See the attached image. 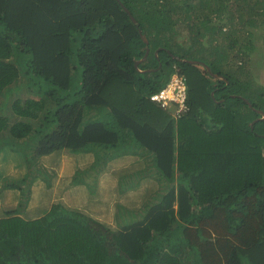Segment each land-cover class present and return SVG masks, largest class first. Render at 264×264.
Returning <instances> with one entry per match:
<instances>
[{
    "label": "trees",
    "instance_id": "trees-1",
    "mask_svg": "<svg viewBox=\"0 0 264 264\" xmlns=\"http://www.w3.org/2000/svg\"><path fill=\"white\" fill-rule=\"evenodd\" d=\"M261 24L264 0H0V153L29 169L3 188L19 205L0 219V264H264V88L225 72ZM200 56L223 81L180 61ZM175 65L179 119L151 101ZM63 153L90 158L73 182L97 196L110 164L138 158L117 174L114 225L85 204L25 214L36 162Z\"/></svg>",
    "mask_w": 264,
    "mask_h": 264
},
{
    "label": "rangeland",
    "instance_id": "rangeland-1",
    "mask_svg": "<svg viewBox=\"0 0 264 264\" xmlns=\"http://www.w3.org/2000/svg\"><path fill=\"white\" fill-rule=\"evenodd\" d=\"M195 6L197 7L196 13L198 15L209 14L205 3L196 2ZM247 17H245V20H247ZM221 19V16H213L214 23H218ZM257 19L263 21L262 18ZM195 21L198 24V21ZM190 24H193L192 21H190ZM226 29L228 30L230 28L226 27ZM190 34L191 32L189 29L182 28L179 30L175 45L180 47L183 51L187 50L194 41ZM209 39L210 36L208 35L202 40L207 50L210 48L208 43ZM252 39L257 49L246 55L241 53L238 57H236V54L234 56L236 59L235 61H231L230 68L225 66V72L230 73L234 77H242L241 83L245 82L247 83L246 86L250 85L249 88L251 93L258 92L261 94L264 88V24H261L257 28V33ZM234 52L236 51H232V56L235 54ZM147 59L148 57L144 55L140 61H146ZM193 61L197 62L193 66L197 67L200 71L204 69L202 66V64L205 65L206 63V58L204 56H200L199 59ZM208 61L210 63L209 58ZM210 81L215 83V79L210 78ZM213 86L215 87L216 85ZM214 94L215 92H212L213 96ZM0 154V219H2L6 217V211L16 209L19 205V196H17L14 190L3 188L6 187L7 182L23 179L29 169L28 167L25 168V165L23 167L19 154L9 152L7 149L3 150ZM137 159V157H128L123 160H116L110 164V170L99 177L97 196L90 194V191L84 185H76L73 182L77 173L86 169L87 164L90 162L89 157L79 158L63 153L41 158L36 162L39 173H37V178L30 187L31 199L24 212L26 215L30 217L34 216L37 219L42 217L44 212L61 204L73 209L80 208L85 204L87 210L93 214L95 219H102L105 215L104 222L108 225H114V210L116 208L115 203L118 195V193L114 191L117 182V174L121 169L132 168L133 164L137 162ZM41 173L47 176L46 180L50 179L49 183L45 182L46 180L42 178L43 175H41ZM148 185H150L149 182ZM141 191H143V189ZM142 193L144 194V192ZM129 196L130 200L133 201L132 204H136L139 209L141 200L139 201L137 193L135 195L129 194Z\"/></svg>",
    "mask_w": 264,
    "mask_h": 264
},
{
    "label": "built area",
    "instance_id": "built-area-1",
    "mask_svg": "<svg viewBox=\"0 0 264 264\" xmlns=\"http://www.w3.org/2000/svg\"><path fill=\"white\" fill-rule=\"evenodd\" d=\"M187 99L188 86L186 79L178 73L171 78L164 89L151 96V101L158 103L162 108L176 107L178 117L189 110Z\"/></svg>",
    "mask_w": 264,
    "mask_h": 264
},
{
    "label": "water",
    "instance_id": "water-1",
    "mask_svg": "<svg viewBox=\"0 0 264 264\" xmlns=\"http://www.w3.org/2000/svg\"><path fill=\"white\" fill-rule=\"evenodd\" d=\"M117 1L120 2V0H117ZM125 10H126L127 12H129L126 8H125ZM134 21H135V20H134ZM143 39H144V41H145L146 43H148L146 37L143 36ZM148 55H149V50H147L145 56L148 57ZM177 58H178V57H177ZM180 61H184V62H187V63L192 64V65H194V64L197 63V62H195V61H191V60H180ZM137 63H138V62H137ZM198 63H199V62H198ZM199 64H200V63H199ZM202 66L207 70V72H208V73L211 75V77H213L214 79H216V80H221V81L224 80V78L218 76L217 74L212 73L210 67H208L207 65L202 64ZM160 67H161V66H160ZM258 112H259L261 115H263V117H262L261 119H264V112H262V111H258Z\"/></svg>",
    "mask_w": 264,
    "mask_h": 264
},
{
    "label": "clouds",
    "instance_id": "clouds-1",
    "mask_svg": "<svg viewBox=\"0 0 264 264\" xmlns=\"http://www.w3.org/2000/svg\"><path fill=\"white\" fill-rule=\"evenodd\" d=\"M206 65V64H205ZM208 66V65H207ZM209 67V66H208ZM173 70H174V72H173V74H172V76H171V78L176 74V73H178V74H180L181 76H183V77H185L181 72H180V67H178V65H175L174 67H173ZM204 70H206L205 68H204ZM207 71V70H206ZM210 75V74H209ZM211 76V75H210ZM171 78H170V80H171ZM213 78V77H212ZM185 79H186V77H185ZM214 79V78H213ZM169 80V81H170ZM216 80V79H215ZM169 81H168V83H169ZM217 81H221V80H217ZM186 82H187V79H186ZM167 83V84H168ZM187 86H188V83H187ZM187 102H188V99H187ZM158 104V103H157ZM159 105V104H158ZM187 105H188V103H187ZM189 107V106H188ZM162 109H165V108H162ZM169 109H171V110H173V113H174V116L176 117V118H181L182 117V115H185L186 113H188L189 111H190V108H189V110L187 111V112H185V113H182V115L180 116V117H178L177 116V113H176V107H170V108H167V109H165V110H169Z\"/></svg>",
    "mask_w": 264,
    "mask_h": 264
}]
</instances>
